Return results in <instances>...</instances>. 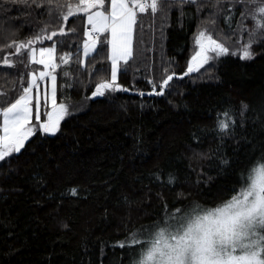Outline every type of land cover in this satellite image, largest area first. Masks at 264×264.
<instances>
[{
	"label": "trees",
	"instance_id": "16d2710c",
	"mask_svg": "<svg viewBox=\"0 0 264 264\" xmlns=\"http://www.w3.org/2000/svg\"><path fill=\"white\" fill-rule=\"evenodd\" d=\"M18 7L8 6L7 16L17 25L24 22L17 36L24 39L33 34L29 25L35 29L36 19L46 17L26 16ZM186 12L193 15L178 20L173 11L166 23L150 12L138 14L133 58L121 63L117 75L122 89L94 98L96 83L110 78L107 41L101 36L96 51L84 57L86 19L68 21L67 28L76 32L62 38L56 55H73L57 70V100L72 106L71 115L55 136L37 132L20 154L0 162V264H121L122 255V264H130L129 250L117 247L130 233L150 228L174 208L187 209L193 202L211 208L233 195L252 156L264 153L258 116L264 107V44L253 46V60L229 55L216 66L183 75L196 50L199 23L193 6ZM218 28L221 36L228 32L223 19ZM228 43H239L238 36ZM9 51H0V60ZM20 71L0 66V91L9 100L19 94ZM172 73L163 95L147 94L149 81L159 84ZM241 101L255 111L234 135L221 139L217 113L229 104L238 109ZM225 159L229 164H221ZM157 172L159 181L152 175ZM169 172L174 185L166 182ZM71 187L76 196L68 194Z\"/></svg>",
	"mask_w": 264,
	"mask_h": 264
},
{
	"label": "snow or ice",
	"instance_id": "6c2138e0",
	"mask_svg": "<svg viewBox=\"0 0 264 264\" xmlns=\"http://www.w3.org/2000/svg\"><path fill=\"white\" fill-rule=\"evenodd\" d=\"M17 5L18 11L26 16L32 17L35 13L46 17L36 19L35 29L29 25L33 34L24 39H17L24 22L17 25L7 16L8 6ZM186 6L195 8L199 23L194 36L196 50L183 75L229 55L239 54L241 60L255 59L253 46L264 44V0H107V4L106 0H77L75 4L68 0H3L0 51H12L0 60V66H19L23 71L19 72L20 91L14 100L7 99L0 91V161L10 162L8 158L20 154L37 132L55 136L61 130L62 121L71 115L72 106L57 100V69L61 64L68 65L73 53L64 51L59 57L56 55L57 46L65 43L62 38L76 32L74 27H66L70 17L86 19L85 57L90 51H96L101 36L107 41L110 78L96 83L91 92L94 98L122 89L117 75L121 63L127 65L133 58V35L141 18L138 14L150 12L166 23L173 11L177 12L178 20L191 17L193 13L186 12ZM220 19L228 28L222 36L218 28ZM249 20L251 28L246 23ZM245 35L247 39H240L238 44L228 43L232 36ZM45 41H52L51 46H43ZM79 63L83 65V60ZM31 65H41L43 70L37 73ZM175 75L166 74L159 84L149 81L151 92L147 94L163 95ZM63 76L71 79L68 71ZM41 82H45L43 112ZM71 86L69 83L68 87ZM139 95L145 93L139 92ZM250 111L255 110L241 101L238 109L229 104L218 112L215 128L220 138L234 135L237 127H243ZM258 116L264 124V107ZM193 139L198 141L199 137L194 134ZM221 164L227 165L229 161L222 160ZM152 175L161 180L159 172ZM208 179L205 174V182ZM166 182L174 185L176 177L169 172ZM237 185L232 188L233 195L221 205L208 208L193 202L187 209L174 208L150 228L130 233L117 247L129 250L130 264H264V153L252 156L238 175ZM67 191L71 196L77 195L76 187ZM118 259L122 264L123 255Z\"/></svg>",
	"mask_w": 264,
	"mask_h": 264
},
{
	"label": "rangeland",
	"instance_id": "374dc122",
	"mask_svg": "<svg viewBox=\"0 0 264 264\" xmlns=\"http://www.w3.org/2000/svg\"><path fill=\"white\" fill-rule=\"evenodd\" d=\"M240 39H242V36H240L239 37V40ZM52 44V43H51ZM51 44H48V45H43V46H51ZM229 44H232V43H229ZM236 44H238V43H236ZM37 47H39V46H37ZM91 53V51L89 52V54ZM88 54V55H89ZM85 57V56H84ZM212 63H214L215 64V66H216V61L215 62H212ZM212 63H210V64H205L203 67H201V68H204L206 65H212ZM200 68V69H201ZM199 69V70H200ZM41 70H43V66L40 68V69H38V70H36L37 71V73L39 72V71H41ZM58 70V69H57ZM197 71H193V72H191L190 74H192V73H196ZM57 77H58V72H57ZM57 81H58V78H57ZM41 85H42V82H41ZM44 86H45V84H44ZM47 87H48V90H49V92H50V87H51V85H50V82H48L47 83ZM43 89L42 88H40V94H41V106H42V112H43ZM43 118V117H42ZM1 162V161H0Z\"/></svg>",
	"mask_w": 264,
	"mask_h": 264
},
{
	"label": "water",
	"instance_id": "95a60500",
	"mask_svg": "<svg viewBox=\"0 0 264 264\" xmlns=\"http://www.w3.org/2000/svg\"><path fill=\"white\" fill-rule=\"evenodd\" d=\"M71 18H73V17H70L69 20H70ZM69 20H68V21H69ZM68 21H67V23H66V27H67V25H68ZM46 42H47V41H45V43H46Z\"/></svg>",
	"mask_w": 264,
	"mask_h": 264
}]
</instances>
